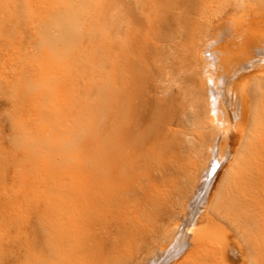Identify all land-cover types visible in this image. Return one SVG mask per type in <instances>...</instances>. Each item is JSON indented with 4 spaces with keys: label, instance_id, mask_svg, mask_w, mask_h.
Returning a JSON list of instances; mask_svg holds the SVG:
<instances>
[{
    "label": "rangeland",
    "instance_id": "374dc122",
    "mask_svg": "<svg viewBox=\"0 0 264 264\" xmlns=\"http://www.w3.org/2000/svg\"><path fill=\"white\" fill-rule=\"evenodd\" d=\"M220 1L0 0V264H141L171 239L213 136L196 48ZM131 72L138 85L125 83ZM148 84L160 106L129 128ZM119 127L150 149H127L132 182L108 194L100 149ZM241 150L211 211L245 258L234 264H264V193L253 196ZM209 239L171 264H225L212 251L224 241Z\"/></svg>",
    "mask_w": 264,
    "mask_h": 264
},
{
    "label": "bare ground",
    "instance_id": "6f19581e",
    "mask_svg": "<svg viewBox=\"0 0 264 264\" xmlns=\"http://www.w3.org/2000/svg\"><path fill=\"white\" fill-rule=\"evenodd\" d=\"M208 11L211 33L200 37L196 54L207 93V116L213 125V136L207 143L204 166L193 191L183 202L181 212L170 221L169 226L175 229L173 236L167 243L156 241L151 256L141 264L174 263L199 238H211L214 242L222 239L224 245L221 246L212 242V251L222 253L225 264H234L235 257L245 261L240 248L228 240L231 231L229 223L226 226L220 221V216L211 211L213 202L218 199L221 175L239 160L241 149L245 147L247 150L240 161L245 168H252V176L258 178L252 182V194L258 196L264 193V0H225L209 6ZM124 80L128 85H138L134 72H131L130 81L128 76ZM144 88L141 86L138 89L142 90L140 95L138 90L135 93L137 103L128 106L143 108L134 120L131 117L126 119L129 128L141 129L147 125L154 110L160 106V98L154 97L155 87L148 84ZM175 91L178 93V89ZM133 96L131 91L123 93L122 102L129 103ZM120 110L118 107L117 112ZM198 121L191 124L195 125ZM148 127L155 126L149 124ZM125 130L119 127L118 132L106 131L103 148L100 149L103 160L101 171L104 173L100 178L108 194L113 184L120 185L113 189L114 193L120 194L132 182L129 167L123 164L127 149L135 150L136 145L150 149V140L141 141L137 137L126 139ZM97 153L95 147L89 148L91 161H96ZM213 158L220 164L215 174L208 172L209 161ZM144 165L149 166V161L145 160ZM165 206L163 202L162 206L154 208L155 214L161 215Z\"/></svg>",
    "mask_w": 264,
    "mask_h": 264
},
{
    "label": "snow or ice",
    "instance_id": "6c2138e0",
    "mask_svg": "<svg viewBox=\"0 0 264 264\" xmlns=\"http://www.w3.org/2000/svg\"><path fill=\"white\" fill-rule=\"evenodd\" d=\"M219 167H220V164L218 160H216L215 158L210 159L209 164H208V172L215 174Z\"/></svg>",
    "mask_w": 264,
    "mask_h": 264
}]
</instances>
